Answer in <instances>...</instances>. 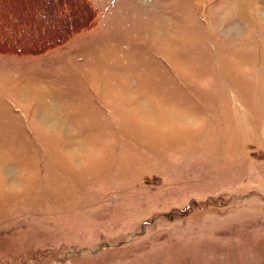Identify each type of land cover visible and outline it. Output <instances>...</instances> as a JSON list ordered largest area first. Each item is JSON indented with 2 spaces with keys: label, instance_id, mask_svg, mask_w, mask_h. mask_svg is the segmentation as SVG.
I'll list each match as a JSON object with an SVG mask.
<instances>
[{
  "label": "rangeland",
  "instance_id": "374dc122",
  "mask_svg": "<svg viewBox=\"0 0 264 264\" xmlns=\"http://www.w3.org/2000/svg\"><path fill=\"white\" fill-rule=\"evenodd\" d=\"M89 2L0 52V264H264V0Z\"/></svg>",
  "mask_w": 264,
  "mask_h": 264
},
{
  "label": "trees",
  "instance_id": "16d2710c",
  "mask_svg": "<svg viewBox=\"0 0 264 264\" xmlns=\"http://www.w3.org/2000/svg\"><path fill=\"white\" fill-rule=\"evenodd\" d=\"M22 1H25V4L28 5V0H20L15 5L9 3L8 0H0L1 53H42L51 46L58 45L66 40L71 33L83 28L90 20L89 14L95 12L89 0H44L43 4L41 3L42 5H38L37 0L35 6L40 11L48 9L50 16L54 14L61 18L57 27V32L59 31V33L53 34L56 30L50 31L44 26L39 25L36 18L37 10L30 5L26 7ZM75 1L82 3L87 19L84 17L78 18L72 13L73 8L71 3L73 2L72 4H74ZM42 31L44 34L49 32L45 40H43Z\"/></svg>",
  "mask_w": 264,
  "mask_h": 264
}]
</instances>
